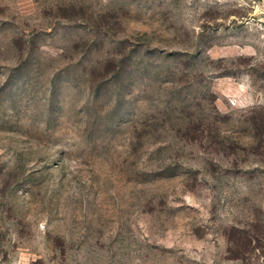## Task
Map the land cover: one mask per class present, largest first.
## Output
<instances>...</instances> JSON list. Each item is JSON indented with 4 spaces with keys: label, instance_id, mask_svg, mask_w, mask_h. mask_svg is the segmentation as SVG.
Segmentation results:
<instances>
[{
    "label": "rangeland",
    "instance_id": "1",
    "mask_svg": "<svg viewBox=\"0 0 264 264\" xmlns=\"http://www.w3.org/2000/svg\"><path fill=\"white\" fill-rule=\"evenodd\" d=\"M0 264H264V0H0Z\"/></svg>",
    "mask_w": 264,
    "mask_h": 264
}]
</instances>
